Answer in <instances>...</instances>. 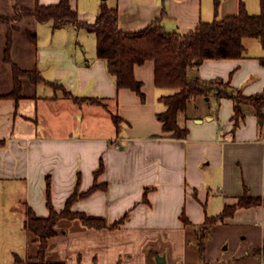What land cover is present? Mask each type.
I'll return each mask as SVG.
<instances>
[{
	"label": "crops",
	"instance_id": "0c3cea01",
	"mask_svg": "<svg viewBox=\"0 0 264 264\" xmlns=\"http://www.w3.org/2000/svg\"><path fill=\"white\" fill-rule=\"evenodd\" d=\"M58 1L0 0V16L13 15L15 6L33 8L36 3ZM242 1L253 13L248 1ZM101 2L117 7L122 30H139L160 17L164 29L180 33L199 21L234 14L239 4V0H70L78 19L87 23L95 20ZM14 23L10 56L18 67L35 66L45 80L62 84L76 96L99 97L105 105L75 102L49 84L20 77L23 97H0V180L22 181L24 208L28 205L46 215V183L52 204L60 210L71 193L91 186L102 162L97 182L106 187L75 200L71 209L104 216L110 223L126 214L112 229L59 217L57 233L48 238V261L264 264V204L237 207L218 219L205 241L203 260L195 232L206 216L218 215L244 191L264 198V122L248 111L233 125L232 100L210 94L189 101L180 116L188 134L172 137L163 132L156 114L165 109L159 97L173 89L154 84L151 59L134 66L135 77L142 81V100L129 88L116 87L106 62L96 55L93 32L72 24L53 28L51 21L37 22L33 16ZM28 27L35 32V43L27 36ZM5 31L0 22V94L13 87L10 64L3 61ZM244 39L245 49L250 48L252 40ZM250 52L239 59H205L188 72L205 80L228 81L246 95L264 96L260 62L264 47L256 44ZM111 112L122 118L118 131ZM28 236L33 243L25 256H34L37 241Z\"/></svg>",
	"mask_w": 264,
	"mask_h": 264
},
{
	"label": "trees",
	"instance_id": "16d2710c",
	"mask_svg": "<svg viewBox=\"0 0 264 264\" xmlns=\"http://www.w3.org/2000/svg\"><path fill=\"white\" fill-rule=\"evenodd\" d=\"M26 16H33L37 22L51 21L53 28L72 24L93 32L96 37V55L106 62L107 70L114 77L116 87L129 88L135 91L142 100L144 99L142 81L135 77L134 66L151 59L154 65V84L158 87L173 89L172 92L159 97L165 105V109L156 114L162 124L163 132L172 137L184 138L188 134L187 127L180 122V116L186 111L189 101L210 94L217 98L225 97L232 100L231 120L233 125H237L248 111L254 113L259 120L264 122L263 95H246L228 81L205 80L198 76H192L188 72L190 68L199 66L205 59H239L244 57L243 39L246 37L259 39L264 47V0H260V10L257 13H250L245 3L239 0L236 13L227 14L221 18L215 17L211 21H199L194 28L183 33L164 29L160 24V17L139 30H122L118 24L117 7L108 6L105 2L100 3L92 23L78 19L77 11L72 8L70 0H59L52 4L36 3L33 8L15 6L13 15L0 16V22L6 25L3 61L10 64L13 75L12 89L7 93L0 94V97H12L16 100L23 97L20 77H27L33 83L44 82L51 85L54 91H60L75 102L89 101L105 105L99 97L76 96L66 90L62 84L45 80L35 66L24 69L18 67L11 60L10 49L14 27L10 25V22ZM26 33L29 40L35 43L34 30L29 28ZM260 62L264 64V57L260 58ZM111 118L118 131L122 118L116 112H111ZM103 169L104 165L100 162L94 172V182L91 186L85 191L71 193L60 210H57L52 204L49 183H46L47 214L38 215L30 206L26 205L25 219L23 220L24 228L37 241L36 254L24 256L14 253L13 264H62V262L46 259L48 238L57 233L54 225L59 217L78 218L82 223L99 229L105 227L112 229L123 223L126 214L110 223L104 216L71 209L75 200L85 197L96 189L106 187L105 183L97 182V177ZM255 204H264V198L249 195L244 191L236 203L226 205L218 215L206 216L204 222L195 229L199 255L202 260L205 241L210 236L212 225L218 219L232 214L237 207ZM182 220L188 223L184 216H182Z\"/></svg>",
	"mask_w": 264,
	"mask_h": 264
},
{
	"label": "rangeland",
	"instance_id": "374dc122",
	"mask_svg": "<svg viewBox=\"0 0 264 264\" xmlns=\"http://www.w3.org/2000/svg\"><path fill=\"white\" fill-rule=\"evenodd\" d=\"M80 1L84 3V1L88 2L90 0H80ZM247 1L249 8L253 9V11L251 10V12L253 13L254 11L259 12L260 0H247ZM14 21L12 22L13 27L15 25ZM246 38L244 40H252L251 42H253V45L250 46V48H248L247 46V48L245 49V52L247 53L250 52V50L253 48L254 45L256 46V44H261L260 40L257 38L254 37H248L247 39ZM110 122L111 121H109V123ZM104 123L108 124V121H106L105 119ZM110 124L112 128V123ZM23 187H24V183L22 181L14 183L8 180H0V264H13L14 253H18L20 255L25 256L26 253L29 252L31 242L33 243V241H29L28 239L29 234L31 236L33 235L26 229L24 230L23 228V220L25 219V208H24L25 202H24ZM154 264H171V263L167 261L164 263H154Z\"/></svg>",
	"mask_w": 264,
	"mask_h": 264
},
{
	"label": "water",
	"instance_id": "95a60500",
	"mask_svg": "<svg viewBox=\"0 0 264 264\" xmlns=\"http://www.w3.org/2000/svg\"><path fill=\"white\" fill-rule=\"evenodd\" d=\"M259 123H260V124H263V121H262V120H259ZM162 259H163V258H162ZM156 260H157V261H160L158 256H156Z\"/></svg>",
	"mask_w": 264,
	"mask_h": 264
}]
</instances>
